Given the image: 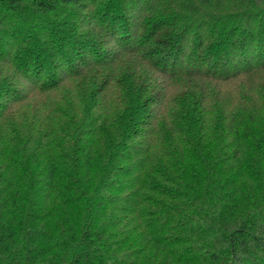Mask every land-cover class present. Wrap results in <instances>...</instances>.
<instances>
[{"label":"trees","instance_id":"obj_1","mask_svg":"<svg viewBox=\"0 0 264 264\" xmlns=\"http://www.w3.org/2000/svg\"><path fill=\"white\" fill-rule=\"evenodd\" d=\"M0 264H264V0H0Z\"/></svg>","mask_w":264,"mask_h":264}]
</instances>
